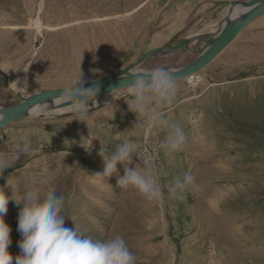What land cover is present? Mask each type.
Instances as JSON below:
<instances>
[{
	"label": "rangeland",
	"instance_id": "374dc122",
	"mask_svg": "<svg viewBox=\"0 0 264 264\" xmlns=\"http://www.w3.org/2000/svg\"><path fill=\"white\" fill-rule=\"evenodd\" d=\"M189 17L165 14L159 0H0V108L17 106L42 91L87 85L133 66L152 50L174 47L196 24L198 18ZM203 48L204 43H195L150 58L138 69H179L195 61ZM198 77L192 88L186 81L178 83L182 126L189 133L187 148L175 163L176 177L191 171L198 190L184 202L166 198L155 205L134 190L120 189L117 180L123 175H111V184L90 158L65 159L62 151L45 150L57 147L33 136L30 154H22L0 177V189L9 198L3 219L10 228L7 251L13 264L23 239L18 231L23 203L16 200L33 175L51 177L50 187L63 188L65 227L101 242L121 235L137 264H264V16ZM128 94L114 92L101 107ZM78 121L74 113L24 118L0 130V151H17L15 141L25 129L63 130ZM151 135L145 134L143 142L164 141ZM156 170L166 185L159 165Z\"/></svg>",
	"mask_w": 264,
	"mask_h": 264
},
{
	"label": "clouds",
	"instance_id": "9594fccd",
	"mask_svg": "<svg viewBox=\"0 0 264 264\" xmlns=\"http://www.w3.org/2000/svg\"><path fill=\"white\" fill-rule=\"evenodd\" d=\"M176 69L157 66L152 69L133 71L130 86L129 110L143 120L145 134H151L159 127L166 132L160 147L166 157L175 158L184 152L188 145V135L184 127L166 118L163 109L172 108L180 93L175 78ZM78 82L66 87L58 97L68 101L80 121L89 115V102L95 104L97 89L88 88ZM41 109L35 107L30 112L36 117ZM5 117L0 115V123ZM36 129H25L16 139L17 151H0V177L12 168L20 156L32 151V137ZM105 164V175L110 177L117 172V165H124V176L118 178L120 189L134 190L141 198L155 205H162L165 199L184 202L188 195L198 190L195 176L191 171L172 178L166 185L161 183V174L153 167L151 158H144L139 145L131 139H124L114 151L101 147L99 152ZM134 155L142 158L143 166L129 167ZM51 177L33 175L23 192V203L19 212L18 231L23 239L19 242L21 254L15 257V264H137V257L129 249L125 239L116 234L107 241H96L92 237L81 236L79 229L65 227V196L63 188L50 187ZM165 187L167 197H165ZM9 198L0 189V264H13V256L7 251L10 241V228L3 216L8 211Z\"/></svg>",
	"mask_w": 264,
	"mask_h": 264
},
{
	"label": "crops",
	"instance_id": "0c3cea01",
	"mask_svg": "<svg viewBox=\"0 0 264 264\" xmlns=\"http://www.w3.org/2000/svg\"><path fill=\"white\" fill-rule=\"evenodd\" d=\"M246 2L249 1L159 0V3L162 5V8L165 11V14L173 13V17H181L184 20L189 17L187 14L192 13V16L189 18H193L194 15L196 18H198L196 20V24L191 23L188 26V29L191 30L185 33L187 38L184 41L188 39L191 40L196 37H203L204 40L193 42V44L201 42L204 43V47L205 43L210 42L219 32V29L223 24L226 15L231 8V5ZM202 22H204L203 25ZM167 27L170 28V24H167ZM198 28H207L208 30H198ZM199 56L196 59H198ZM129 98L130 96L128 94L110 105L102 107L99 106L95 112L87 117L85 121L79 120L76 127H69L63 130L36 131V135H34V137L42 144H48L57 147L63 152V154H65V159L69 158L71 160L73 157H79L76 155V153L80 152L81 140L84 134H89L99 139L102 142L103 147L109 152L114 151L116 146L124 139L133 140L139 145L141 149L143 137L145 136L143 129L144 122L143 120H138L137 116L129 110ZM182 100L183 99L180 91L173 107L169 109H163V111L166 112V118L170 122L175 121L182 125ZM151 137L154 140H165L166 132L157 127L153 130V136L151 135ZM136 156L137 155H134L133 163L132 165H129V167L138 166L134 160ZM178 156L179 154L176 155L174 159L166 157L163 149L160 153V162L158 165L159 169L161 167L167 182L176 177V172L179 171L175 166V163L178 162ZM87 158L91 159V163L102 166L99 170L101 171V175L105 177V180L108 179L111 184L115 183V181L110 179V177L104 175L106 166L101 157L92 155ZM124 167L125 166L122 164L117 165V173L120 176H124Z\"/></svg>",
	"mask_w": 264,
	"mask_h": 264
},
{
	"label": "water",
	"instance_id": "95a60500",
	"mask_svg": "<svg viewBox=\"0 0 264 264\" xmlns=\"http://www.w3.org/2000/svg\"><path fill=\"white\" fill-rule=\"evenodd\" d=\"M237 7L242 8V12L239 13L238 17L234 18L232 16L233 10ZM262 16H264V0H252L246 3H236L231 5V8L229 9L226 18L220 27L219 32L210 42L205 43L204 50L200 54L199 58L185 67L176 69L175 78L177 82L179 83L189 80L193 76L199 74L221 52H223L245 28H247L252 22ZM200 40H204V38L196 37L191 40L183 41L182 43L168 49L152 50L142 56L133 66L121 71H117L109 76L89 83L85 86L88 88L97 89L95 98L109 95L121 90H128L127 86H130L133 80V77H131L129 74L134 70L140 71L138 67L145 61L153 57L169 55L180 50L187 49L190 45L193 44V42ZM62 91L63 90L42 91L28 97L17 106L9 109L0 108V115H3L5 117L4 121L0 123V130L17 121L24 119L25 112L29 108L42 104L49 100H60L58 97L60 96ZM60 101L61 102L56 106L57 109H63L70 106V103L68 101Z\"/></svg>",
	"mask_w": 264,
	"mask_h": 264
},
{
	"label": "built area",
	"instance_id": "2783aa9c",
	"mask_svg": "<svg viewBox=\"0 0 264 264\" xmlns=\"http://www.w3.org/2000/svg\"><path fill=\"white\" fill-rule=\"evenodd\" d=\"M192 80V82L199 80L198 76H193L192 78L189 79V81ZM188 81V80H186ZM160 145L161 144H151L147 141H144L141 147V150L144 153V158H151L152 162H153V167L156 169L157 165H158V152L160 150ZM101 147H103L102 142L93 137L92 135L89 134H84L83 136V140L81 142V150L78 153V156L80 158H87L89 156H96V157H100L99 152ZM45 150L48 152L51 151H60L57 149H54L53 147H45ZM135 162L140 165L143 166V161L142 158L140 156H136L135 157Z\"/></svg>",
	"mask_w": 264,
	"mask_h": 264
},
{
	"label": "bare ground",
	"instance_id": "6f19581e",
	"mask_svg": "<svg viewBox=\"0 0 264 264\" xmlns=\"http://www.w3.org/2000/svg\"><path fill=\"white\" fill-rule=\"evenodd\" d=\"M51 2V1H50ZM70 6V5H69ZM81 6V4H80ZM41 8V7H40ZM69 8V7H68ZM242 8H235L233 10V17L236 18L239 16V13L242 12L241 10ZM48 13V12H47ZM74 18V17H73ZM38 23V21H37ZM57 27V26H56ZM74 30V29H73ZM79 30V29H78ZM190 40V39H189ZM189 42V41H188ZM28 67V65H27ZM26 67V69H27ZM26 69L22 72L21 76L25 74L26 72ZM198 76V74L196 75ZM200 80H197V81H194L192 82V80H188L186 81L188 83V86L189 87H194L195 85H197V83L199 82ZM18 83V80L11 83L12 86L16 87ZM113 94V93H112ZM112 94H109L112 96ZM109 95H105V96H101L99 98H95V104H92V102H89V111H92L94 109H96L97 107L101 106V104H104L107 102V98ZM61 101L60 100H49L47 102H44L42 104H39V105H36V106H33L31 108H29L28 110H26L25 112V118H29V119H36L40 116H43V117H58V116H62V115H68V114H72L74 113V110L70 107L68 108H63V109H56V106L60 103ZM35 107H39L41 109L40 113L36 116V117H32L30 115V112L32 111L33 108Z\"/></svg>",
	"mask_w": 264,
	"mask_h": 264
}]
</instances>
